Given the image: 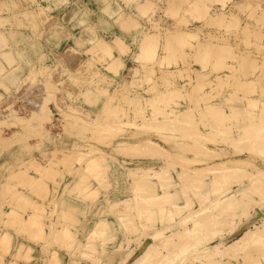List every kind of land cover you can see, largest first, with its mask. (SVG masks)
<instances>
[{"label":"rangeland","instance_id":"1","mask_svg":"<svg viewBox=\"0 0 264 264\" xmlns=\"http://www.w3.org/2000/svg\"><path fill=\"white\" fill-rule=\"evenodd\" d=\"M123 1L125 3L124 4L125 6L120 7V11H123L126 14H129L137 18V20H139L140 23L144 24L145 30L147 32H157L158 31V32L163 33V32H166L167 29L174 28L177 25L190 32L197 33L198 31H200L199 38L201 36L202 39L203 38L205 39V37L209 34V32H218V34H220L219 31H221L224 28L223 26H220V29H219V24H216L213 20L210 21L211 23L209 22L207 23L205 21L199 22L198 19L197 20L194 19L191 15L187 14L186 16L185 15L186 13L184 12V8L186 4L188 3L187 0H152L153 2L152 7L144 15H142L139 12V3L141 2V0H123ZM234 1H237L238 3V4H234L233 8L236 11L238 19H240L239 20L240 23L245 22V21L246 23L253 22L254 17H257L258 15L259 16L262 15L261 10H259L260 8L259 5H264V0H234ZM207 2H208V5L211 6L209 10L215 15L218 10L217 8H219V5L222 2L218 0H209ZM23 3H24L23 0H0V192H1L0 195L4 193L6 194V195L4 194L3 196H0V239H1L0 240L1 241L0 242V264H20V263L21 264H47L46 263L47 261L48 263H52V264L53 263L55 264H97V262L99 261L100 262L98 264H102V263L103 264H116V262L117 264H131V263L134 264L135 262L133 263L134 261L133 259L135 258V255L138 254L142 250L143 246H145V244L149 242L150 234L153 231L159 228L161 229L163 228V221H161V216L159 215L155 217L156 219L155 221H153L154 216L153 218L151 217V219H153L151 222L149 218H147L146 216L144 218L145 214L143 216L141 215L142 211H140L141 210L140 209L138 211H140L141 213L136 210L137 213L135 214L133 218H132L133 215L129 216V218L131 217L129 220L131 219L133 220L135 218L134 220L137 225L134 224L133 222L134 220L133 221L131 220L130 223L128 222L129 226L132 225L134 228L131 226L126 227L125 225L127 224L125 225L123 224V226L121 225L122 227L119 225L116 226L117 225L116 223L117 213H115L116 210L113 209V207L110 204H111V201H114V199L116 198L119 199L120 197L129 195L132 192V189L136 185V178L144 174V173L138 172L140 167L143 169V167L145 166V168L148 169L146 166L151 167L152 165H155V168H158V167L161 168L165 162H161L163 155L160 153H158L154 157V160L156 162L155 161L152 162L151 161L152 159L149 160L150 158L148 157V155L146 156L145 149H143L144 150L143 153L141 152L140 154H138L139 157L145 154L143 157H141V160L140 158L139 159L137 158V154L133 155L131 151L130 153H126L127 151L125 150L127 149H124L123 155L121 157L122 159H120L118 162V160L115 159V157H113L116 154L113 150V145H114L113 140L118 139V137L129 139L128 135H130V131L137 130V127H134V124L133 125L131 124L132 127L130 125L127 126L125 124L127 127H131V128L127 129L125 127L126 129L125 132H122L118 135H116L115 132L113 131H112L113 132L112 134V132H110V128H112L116 124V122L114 121H116L117 119H120V118L135 119L133 118L134 116L131 115L132 113H130V111H133L132 110L133 106H136V105L138 106V105H141V103H145L149 101L152 95L155 96L156 94L164 93L167 87L170 90V88L171 89L175 88L174 86H180L181 84L182 85L185 84L183 86L185 89L183 87L182 88L184 89V92L188 90V93L187 92L186 93L189 94L190 92V95H187L188 97H185V95L181 93L182 96L181 94L179 95L181 97L179 98L176 97L174 99L178 98L180 102L183 101V99L186 102L187 101L194 102L196 98L201 97L202 94H205V92L207 93V91L209 90L211 91L214 90V89H210L211 87L209 84H212L211 82L207 84V79L208 78L209 80L211 79L212 73L211 72L208 74L202 73L203 75H205L204 77L206 80L205 83H202L204 85L203 86L204 89H201V90H203L204 92L200 91L201 92V93L199 92L200 96L195 97L196 95H198L195 92L197 91V89H195V86H197L196 88H199L201 87L199 86L200 84L196 85L198 83L192 82V81L188 85L186 83H183L185 77L184 76L182 77V73H185V74L189 73L193 75L195 74L194 71H197L195 69L200 68L201 65L195 60L193 61V58H192L193 56H190L189 53H188L189 56L188 55L186 56L188 57V59L184 58L186 59L184 61L183 58H181L180 56V52H178L179 50H174L177 53L172 56L171 60L175 61V59H177L179 61H182V64L183 66L185 65L186 69L184 70V72L180 73V70H178V66H177L178 63L174 64L175 66L171 68L173 69L171 70L173 72L171 71L169 72V70H165V72H163L165 74V77L166 75L167 76L169 75L168 77L170 78L172 77L171 80L168 77H166L165 79L164 76L163 77L160 76L161 72L158 69V62L160 59L163 58V53H162L163 50L161 48L159 49L158 51L159 53L156 57L157 62L156 61H154L153 63L144 62V64H142L143 62L142 63L138 62L136 60L135 55L139 51L140 42L139 41L136 42L132 38L130 39L129 37H127L128 34L126 35L124 34V32H126L125 30L126 28L120 27V24L117 23L116 18L114 22L117 24L119 28H121L120 29L121 33L114 34L109 37H105L101 35L102 38L100 37L101 38L100 40L99 34L96 32L97 28L95 24H92V23L87 24L86 30L91 32V36L85 37L84 35L77 34L74 31H70L68 27H67L68 31H65L66 27L63 24L58 23L57 18L54 19L52 16H50L48 12L50 10L49 8L39 6L37 10H34L31 8H28V6H24ZM169 5L171 6L170 7L171 9H174L177 12L176 14L168 11ZM248 12L255 13V14L251 18H249L247 17ZM174 15H176V17ZM186 17L187 19H185ZM87 20H88L87 13L83 11L79 21L76 22L75 24L77 25L80 23H85ZM195 25H200L199 26L200 28L193 29ZM20 28H26L28 30H32L34 32V35L30 36L31 33L30 34L21 33L22 37L20 38V41L18 42L17 40L18 33L16 31L20 32ZM259 29L260 30L264 29V22H263V25ZM48 32H50V39L46 38V35ZM89 32H87V34ZM262 32H264V30H262ZM227 34H229L227 36H229L230 40H232L231 38L233 37L238 38V39L240 38L238 47L239 48L242 47L245 53L248 51L249 54H246V57L249 58L248 63H252V59L255 62L253 64H250L251 66L249 69L245 68L246 72L248 71L250 73L249 77H251L253 81L249 79L248 76H247L248 78L245 76L243 78L242 76L243 80L241 78H240L241 80H239L242 82L244 81L245 83L243 82V84H245L246 87H244L243 84L238 87L237 84L242 83V82H238V80L231 82L234 84V86H237V87L231 88L230 92H232L233 90L237 88H238L237 90H239L240 87H241L240 91H243V92L235 90L233 92H236L237 94L236 93L232 94L226 91L227 89L224 87L225 85H223L224 87L223 88L222 84L221 85L218 84L217 82H215V80L213 81L214 83L212 84V85H215L216 83L218 84V86L216 84L215 87L216 89L221 90V92L219 91V94H220V97H222L221 99H216L218 100V102L217 104H215L214 107H218L219 103L221 102L225 104H228L229 103L228 101H230V103H233V104L235 103L237 107H240V108L236 107L237 110H240V111L236 113V115L234 116L235 119L233 118L232 120H233V124H236L235 121H237L236 119L240 112V114L242 113V117L240 116L241 118L239 117L240 119L239 118L238 119L241 122L239 123L237 122V124H240L243 121L241 119L244 118L246 114H248V113L244 114L248 110L247 107L252 106L253 108L254 106L255 107H257L258 105L260 106L261 104L264 105V102H263L264 101V93H263L264 84L262 83V81H264L263 79L264 72L263 73L261 72L262 68H264V64H263L264 60L263 61L261 60L264 58V56H262V54L264 53V43H263L264 34L261 33L262 38L260 37H257L256 39L251 38V39L257 40L256 43H249V41L251 40V39L249 40L250 37L245 39V36H243V34L242 35L239 34L238 31L234 32V30H231L227 32ZM62 36H66V37L70 36L69 37L70 40L67 42L69 44H66L65 46L60 45L57 48V50L53 53L54 55H51L50 57V55L47 54V50H46V40H50L51 43L54 42L58 44ZM94 37H96L95 39L96 43L93 40ZM117 37H122L125 41L129 42L130 44L127 47L126 53H124V55L121 56L124 61L123 67H121L122 69L120 70L119 68L120 66H117L118 68L116 67L110 70L108 67L109 66L108 63L111 61V58L113 56L112 57L111 55L109 56L108 51L106 52V50L105 51L102 50L103 49L102 39L110 43L111 40ZM259 40L263 41L262 44L258 43ZM97 41L99 42L101 41V43ZM20 42L22 43L23 46H18ZM259 45L261 46L260 48H259ZM187 50L191 52V51L196 50V47L191 48L190 46H187ZM29 51H32L36 54V58L34 60L31 59L29 55ZM249 51H251L252 54H250ZM249 56H251L252 59ZM127 61H129V65L127 69L125 70L127 66ZM256 63L258 64V68H256L255 66L257 65ZM135 67H139L140 76L142 78L149 76L148 69H150V72H151V68H154L155 72L152 73V76H154L155 79L153 80V82L149 83L147 80L145 81L141 80V81H136L135 83H131L130 81L132 79V71L135 70ZM250 69L253 72H251ZM113 70L115 73L118 72V70H120V72H118L120 75L118 73L114 74ZM261 73L263 74V76ZM164 74H161V75H164ZM260 74L261 76H259L257 79V76ZM246 78H247V83L245 80ZM248 79H249V83H250V80L252 81V83H254V85L252 84L253 86L252 88L254 89V86L255 88H257V89H254L255 93H253L254 90L253 91L250 90L252 88L246 89L248 87L247 85H249V87L251 85V83L250 84L248 83ZM260 81L263 86L260 84ZM235 82H238V83L235 84ZM260 87L263 90H261ZM115 92L117 93H116L115 99L113 100L109 96V94L115 93ZM229 94L230 95L232 94L231 96L235 98L233 99L234 102H231L230 98L232 97ZM206 95L210 96L209 94H206ZM239 95L241 97H237ZM118 96H120L121 100H119ZM208 96H205L204 99H207ZM226 96L230 97L229 100ZM249 97H250L249 100L252 102V104H254V106L251 105V102L248 101ZM188 98H191L192 100L191 99L187 100ZM252 98H255V99L251 100ZM257 98L259 99L261 98V99L259 100ZM261 100H262V103H261ZM119 102L122 103L121 106L118 105L117 107V105H114L115 103L118 104ZM263 105L262 107L258 106L257 108L255 107L253 108V110L255 111V114H258L259 117L261 116L262 118L261 119L256 115L257 118H259L257 119V121H259L257 123L264 121L263 120L264 110H261V108L262 109L264 108ZM124 110H126V113L122 114L124 116H120V113H123L122 111ZM128 110L129 112H127ZM138 111L145 112L144 113L145 116L146 114H151L147 108L145 109L143 108L142 110L141 108H139ZM262 113L263 115H260ZM142 115L140 114L139 116L141 118L138 116V118L136 119L143 121ZM152 118H154L153 115H152ZM92 119L93 120L95 119L94 122L98 120L97 121L98 124L97 122H95L97 126L96 124L94 126L92 125L94 124V122L93 123L88 122L89 120L92 121ZM103 119L105 121H101ZM155 119L156 118H154V120ZM254 119H256V117ZM100 121L101 123H99ZM113 122H114V125H113ZM140 122L138 123V125L140 124ZM153 123H157V121L156 120L153 121L152 119L151 123L147 122V124H150L151 126L153 125L152 126L153 129H151V126L147 125L146 123H143L142 126L140 127L139 132L142 131V133H144L143 135L145 134L148 136L151 135V137H153L154 139H157V140H160L161 142L166 143L164 138L159 139V136L155 134L157 132L156 131L157 127L155 129L154 125L156 126V124H153ZM101 124L103 127L106 125L104 129L106 130L107 133H105L104 132L105 130H104L102 134L98 135L97 133L99 132V130L101 131V129H103ZM138 125L136 123L135 126H138ZM144 125L147 128H145ZM100 126H101V129L97 130L98 128H100ZM107 126L109 130L106 129ZM256 126H258V124H256L255 127L252 126L255 129L252 127L250 128L251 130H249V128L245 129L246 132L247 131L250 132L253 130L252 132H250L251 134L249 132L248 133L244 132L245 134L243 133L241 136H239L240 133L237 131L238 129H236L233 126V128L236 129V131L234 129H230L232 130L231 131L232 135H231V132H225L226 133L225 138L228 139L229 138L228 133H230L229 140L231 141V139H233L232 141L234 142L237 141V142L233 143L231 141V144L227 145L229 144L230 141L225 139L226 142L227 141L229 142L227 143L223 142V144L227 146L228 150L232 151V153L233 151L236 150V152L233 154L246 155L251 152L250 154L252 155L253 153V155L254 156L256 155L257 157L256 158L252 155L254 157L253 160H255L256 158L255 167L259 165V168H260V165L261 167L264 166V161L262 160L264 159V149H263L264 144L260 141L262 137H259L260 135L256 134L257 131L255 130L258 128ZM94 127H96L95 128L96 132L94 131L95 129H93ZM109 134L110 136L113 135V137H110ZM236 134H238L240 138L237 137ZM250 135H252V137ZM99 137L101 140L103 138V141H100ZM109 137L114 138V139L112 140ZM234 137H237V138H234ZM253 139L256 140V143ZM249 140H251V142ZM107 142L111 146H109ZM250 143H253V144L250 145ZM259 143L262 148L260 147ZM232 144L235 146H233ZM256 144H257L258 149L255 146ZM251 146L255 147V149H253ZM239 148L241 149L239 150ZM237 150L240 152L237 153ZM246 151L247 152L250 151V152L247 153ZM258 151L260 152L259 153L260 156L257 154ZM70 152H72V154H70ZM85 153L87 156L85 155ZM103 153L108 156V159H111L110 162H108V164L105 162L106 164H104L103 169L108 167L104 169V171L107 170L106 172H108L109 169L111 171H109L110 173H108L109 176H106L108 181L101 182L99 187L94 188L92 187V184L89 183L90 182L89 180L91 179L93 182L96 181L97 180L95 179L96 176L90 174L91 175L89 176L90 179L85 183L83 180L86 176L85 175L86 173L84 174L85 176L82 174V177H81L82 168L84 166L87 167L91 163H93V165L101 163V162H89V164L87 165L85 163L86 162L85 160L86 158L87 159L89 158L88 154L89 156H92L91 158L94 157L93 159L94 161H99L101 158L99 159L97 157V154L103 155ZM81 154H84V155L81 156ZM127 154L130 155V156L128 155L129 161L128 159H126L128 158L126 157ZM175 154H177V152ZM102 155L101 157H103ZM62 156L65 157V159L62 158ZM72 157H74V159ZM132 158L134 161H132ZM123 161H126L127 163ZM257 161L259 164L257 163ZM68 163L70 164V166H68L69 165ZM171 163L178 164L179 162L178 163L171 162ZM191 163L192 162H180L179 164H183V165L185 164L184 166L186 165L189 166L193 164ZM194 163L198 164V162H194ZM140 164L143 165V167ZM196 164H193V165H196ZM79 165L80 167H78ZM93 165L91 164V166ZM131 165L133 166L136 165V168L135 166L132 167ZM252 165L253 164L250 165L249 163V165H247V168L245 166L243 167L246 169V171H248L247 169L249 170L253 169L252 171H248L247 172L248 174H246L245 169L243 170L240 169L241 171L238 170L239 173L237 171L234 173H230V172L228 173L226 172L224 174L222 173L221 175L222 177L219 176L217 179H215L216 181L215 184L213 182L214 180L212 181V186L214 187L216 185V190L218 192L216 191L217 192L216 193L213 190H211V194L209 193L210 196L208 194L207 196H209L211 200L214 197V195L221 196V194H223V191H221L222 188L223 190H226V189L230 190L233 187L241 183H246L248 185L249 190L250 191L252 190L250 192V195L251 196L253 195L254 197L252 196L253 198L251 199V203H250L251 205H249L248 207L244 206V209L242 211L246 213H243L242 215L244 216V214H246L245 215L246 218L250 214L251 216L254 215L255 221L260 222L261 218L264 215V204H262V201L264 200L263 198L264 189H262L264 188V181H262V183H258V185L257 183H254L255 185L250 183L252 172H254V170L257 171L259 169L258 167L254 168V165L253 167H251L252 169H250V166ZM35 166L37 167V169H35L36 168ZM129 166L132 169L129 168ZM214 166H218V165H214ZM219 167H222V165L221 166L219 165L218 168ZM151 168H154V167H151ZM85 169L86 168H83V170ZM87 169L89 170L88 167ZM134 169L139 174L136 173L135 171L133 172ZM42 170H45V171H42ZM27 172L29 173V175L32 174L34 176L33 180L31 179V177H33L32 175H30L31 177L28 175V180H27V174H28ZM12 174H13V177H12ZM105 174L107 175V173ZM229 174L230 175L232 174L234 178L229 177L230 176ZM256 175H254L253 173L252 179ZM35 176H37L38 179ZM78 179L79 181H82V182L77 181ZM175 179H177V175L171 180L173 183L172 182H169V183L170 184L172 183L175 186V183H176ZM31 180L32 182L34 181L35 183L34 185L33 183L30 184ZM35 180L36 181L38 180L37 181L38 184L35 182ZM238 180L241 182H239ZM78 183L80 185L81 184L83 185V183H85L84 186H81V188L84 187V189H86L87 187V189L80 190L81 188L80 189L77 188V186L80 187ZM230 184L231 185L233 184V185L230 186L231 188H228ZM249 185H251L252 187ZM73 186H75V188ZM88 186H89V189H92V190H89ZM170 186L168 187L174 190V186L172 185ZM178 186L179 185L175 186V188H177ZM255 186L260 187L261 189L260 188L258 189ZM5 189H7V191L9 189L10 190L7 192ZM74 189L75 190L79 189V190L75 191ZM1 190H3V193ZM212 193H213V196H212ZM84 194H86L85 195L86 197L84 196ZM70 201H73L74 204L69 205ZM220 202L221 203H219V205L223 203L222 201ZM155 204H152L153 205L152 207L158 206V204L157 205ZM260 204H262L263 206L261 207ZM199 206H200L199 202L195 201L193 208L195 207L198 208ZM62 208L64 209L69 208L70 210L74 209L75 213L81 212L79 216L77 217L78 220H74V221L70 220L69 209L68 211H66L68 214L65 215V213L63 214L65 210L63 211ZM132 210L134 211V209H130L129 215L133 214V212H131ZM9 211L11 212V215ZM242 211L240 212L242 213ZM18 212L19 214L20 213L21 214L19 215ZM240 212L239 214H241ZM14 214L16 215L14 216ZM76 216L73 215L72 217L74 218ZM101 217H105L109 222L113 220L115 221V223L114 222L109 223L107 221L105 224H102ZM142 217L149 221L144 220ZM245 217H242L241 219L242 221L238 223L239 226L244 225L243 221L246 219ZM105 218H103L104 222L106 220ZM138 218L140 222L138 221ZM13 219L15 221L9 224L10 220L13 221ZM113 223H114V231L116 232L111 233L110 228L112 227L111 229H113V226H111V224L113 225ZM124 223H127V221ZM206 223L207 222H204L203 224H206ZM100 224L102 225L100 226ZM221 224L223 225L224 223L221 222ZM221 224L219 223L218 226L215 225L218 227L217 228L214 226L216 229L212 227L213 224H211V226L205 225L207 226V228L205 227V229H202V230H204V234L206 233V235L197 234V237L200 236L201 239L203 236V240L201 241V243L205 241L207 242L206 239H208L209 242H212L211 240H213V242H216V240H219L222 236L223 237L229 236L230 231L227 230L229 228L228 225L226 226V224H224L225 226H223L224 228H222L221 230V228H219V227H222ZM107 225H109V228L106 227ZM115 226L116 228L119 227L117 228L118 231L117 229H115ZM136 226L138 228L135 229ZM202 226H200V229ZM66 227H69V228L66 229ZM225 227H227V229ZM96 228H98L99 231ZM104 228L106 232L104 231ZM172 228L174 229V226ZM172 228L169 227L168 230ZM208 228L209 230L205 232L206 229ZM175 229L178 230L177 233H179V230L181 232V225L176 224ZM213 229H214V232L212 231ZM5 230L9 231L8 236L6 235L7 238L3 236V233H4L3 231ZM100 230H103L102 232H104L105 234L101 233ZM107 231H109L110 234H108ZM67 232H69L70 233L69 235H72V236H73L72 233L74 232L75 233H74V236L72 237V236H69ZM97 232L99 234H97ZM201 232L202 231L200 230V233ZM106 233L108 234L109 238L107 237L105 238V236H107ZM197 233H198V230H197ZM221 233L222 235H220ZM4 234H7V233H4ZM102 234L105 236H103ZM208 234H210V236L214 234V236H212L211 238L210 236H208ZM98 235H100V237ZM8 238H9V241L7 240ZM210 238L211 240H209ZM231 239L232 238L230 236L228 239L224 240V242L225 241L228 242ZM141 240H142L143 246H142V243H140ZM173 240L174 239H172V241H169V242L173 244ZM82 241H84V243L88 241L90 242V244L91 242L92 244L93 243L95 244L94 245L91 244L90 246H87V245L85 246V245H82L84 244V243H81ZM20 242L22 243L23 246L21 245ZM197 242H199V240ZM121 243L124 244L125 247L123 246L121 247L119 245ZM19 244L22 250L21 249L18 250ZM91 246L93 247L94 250L92 249ZM160 246H161V250L164 248V246L158 244L157 249H156L157 253L161 252V250H159ZM22 247H24V249ZM84 247L85 248L87 247L86 250H84L85 249ZM119 247L124 250H121ZM173 248L174 246L173 247L170 246V248L168 249V253L172 256L171 257L169 255L166 257L169 260L175 259L177 261H181L182 259L184 260L186 258L185 260H190V263L188 264H192V262L194 261L196 262L195 251L194 252L192 251V253L194 254L190 253L191 252L190 249L192 247L189 248V252L184 256L185 258L181 257L182 258L181 260H179L180 259L179 257L176 258L175 256V251L177 248L176 247H175L176 249L175 248L173 249ZM125 249L129 251L127 252V250ZM131 249L135 250L134 253L132 251V254L130 251ZM82 250L84 251L83 253H82ZM85 251L88 252L89 254L88 253L86 254ZM126 252L129 254V256L128 254H126ZM53 255L54 257L57 258V260L53 258ZM125 255L128 257L127 259L125 258ZM236 256H235V259L239 258L237 259L239 261L241 258L240 257L236 258ZM230 257L231 258L230 259L228 258L229 260L226 259L225 262L228 261V264H230L229 261L231 263L232 262L235 263L236 261V264H240V262L237 263V260H235L233 256H230ZM51 260H54V261L51 262ZM225 262L222 264H225ZM179 264H184V263L179 262Z\"/></svg>","mask_w":264,"mask_h":264},{"label":"bare ground","instance_id":"2","mask_svg":"<svg viewBox=\"0 0 264 264\" xmlns=\"http://www.w3.org/2000/svg\"><path fill=\"white\" fill-rule=\"evenodd\" d=\"M187 1H188V3L186 4V6L184 8V12L186 14L185 13L184 14L186 16H187V14L191 15L194 19H196V20L198 19L199 22L205 21L207 23L208 22L211 23L210 21L213 20L216 24H219V29H220V26L224 27L221 31H219L220 34H218V32H209V34L205 37V39L204 38L202 39L201 36L199 38V32L200 31H198L197 33L196 32H190V31H187V30H185V29H183L177 25H176L177 27L175 26L174 28H169V29H167L166 32H163V33L158 32V31L157 32H147L145 30L144 24L140 23V21L137 20V18H135L134 16H131L129 14H126L123 11H120V9L118 10L115 18L117 20V23L120 24V27L126 28L125 29L126 32H124V34L125 35L128 34L127 37H129L130 39L132 38L136 42H138V41L140 42L139 51L135 55L136 60L138 62H141V63L143 62L142 64H144V62L145 63H153L154 61H156V57L159 53L158 51L161 48L163 50V52H162L163 58L160 59L158 62V69L161 72V74H164L163 72H165V70H169V72L171 70H173L171 68L173 66H175L174 64H177V63H178V65H177L178 70H180V73H182L186 69L185 65L183 66L182 61H179L177 59H175V61H173V60H171V58L174 54L177 53L174 50H179L178 52H180V56H181V58H183L184 61L186 60L184 58L188 59V57H186V56L189 53L190 56H193L192 57L193 61L195 60L196 62H198L201 65L200 68L195 69L197 71H194L195 74H193V75L189 74V73H187V74L182 73V77L183 76L185 77L183 83H186L188 85L192 81V82L198 83L196 85L200 84L199 86H201V87H199V88H196L197 86H195V89H197V91H198L197 92L194 89L196 94H198L195 97L200 96V94H199L200 91L204 92L203 90H201V89H204V87H203L204 85L202 83H205V81H206L205 77H204L205 75H203V74H205V73L208 74L210 72L212 73V76H211L210 80H209V78L207 79V84H209V82H211L213 84L214 83L213 81L215 80V82H217L218 84H220V85L222 84V87H223V85H225L224 87L227 89L226 91L230 92L231 88H233V87L236 88L237 86L239 87L240 85L243 84L244 81L242 82L239 80H241V79L243 80L244 76L245 77L250 76L249 75L250 73L247 71L248 72V74H247L245 68L249 69L251 66L250 64H253L255 62L253 61L252 57L249 56L252 59V63H248L249 58L246 57V54H249L248 51L245 53L243 51L242 47L241 48L238 47L240 38L238 39V38L233 37V38H231L232 40H230L229 36H227V35H229V34H227V32H229L231 30H234V32L238 31L239 34H241V35L243 34V36H245V39L250 37L249 40L251 38L256 39L257 37L262 38L261 33L264 34V32H262V30H264V29L260 30L259 28L263 25V22H264V5H259L260 6L259 10H261L262 15H260V16L258 15L257 17H254L253 22H247L246 23V21H245V22L240 23V21H239L240 19H238L236 11L233 8L234 4H238L237 1H234V0H218L222 3L219 5V8H217L218 10H217L215 15L209 10V8L211 7L208 5V2H207L209 0H187ZM229 3H230V5H229ZM152 4H153L152 0H141V2L139 3V12L142 15H144L152 7ZM170 7L171 6L169 5L168 11L176 14L177 12L174 9H171ZM179 7H180V5H179ZM254 14L255 13L248 12L247 17L251 18ZM174 16L176 17V15H174ZM185 19H187V17ZM103 22H105V24H106L107 21H103ZM199 26L200 25H195V27L193 29L200 28ZM214 26H215V24H214ZM100 37L102 38L101 35H99V38ZM101 38H100V40H101ZM95 39H96V37H94V39H93L94 42L96 41ZM102 40H103L102 41V45H103L102 48L103 49L102 48L101 49L104 51L106 50V52L108 51L109 56L110 55H111V57L113 56L112 58L110 57L111 61L108 63L109 66L108 65L107 66L109 67L110 70H112V68H116L117 66H120L119 68L121 70L122 69L121 67H123V64H124L123 58L121 56H123L124 53H126L127 47L129 46L130 43L125 41L122 37H117V38L111 40L112 43L106 42L104 39H102ZM97 42H99V41H97ZM256 42H257V40H254V39H251L249 41V43H256ZM262 42L263 41H261V40L258 41V43H261V44H262ZM99 43H101V41ZM258 43H257V45H258ZM243 45H245V44H243ZM187 46H190L191 48L196 47V50L189 52V50H187ZM260 47L261 46L259 45V48ZM251 51H249L250 54H252ZM118 54H119V56H118ZM263 54H262V56H264ZM261 60L263 61L264 58ZM246 64H248V65H246ZM263 64H264V62H263ZM255 66H256V68H258V64ZM239 68H241V69H239ZM253 68H251V69H253ZM251 69H250V71H251ZM263 69L264 68H262V71H261L262 73L264 72ZM120 70H118V72H120ZM148 70H149V76L142 78L140 76L139 67H135V70L132 71V79L130 82L135 83L136 81L147 80L149 83L150 82L152 83L153 80L155 79L154 76H152V73L155 72V69L151 68V72H150V69H148ZM118 72H116V73H118ZM171 72H173V71H171ZM251 72H253V71H251ZM108 73H109V71H108ZM113 73L116 74L114 72V70H113ZM161 74H160V76L165 77V74L164 75H161ZM261 74L257 76V79L259 76H261ZM119 75H117V76H119ZM114 76H116V75H114ZM168 76L166 75V77H168ZM242 76H243V78H242ZM262 76H263V74H262ZM166 77H165V79H166ZM168 78L171 80L172 77L171 78L168 77ZM247 78L245 79L246 83H247ZM255 78H256V76H255ZM249 79H251V77H249ZM249 79H248V83H249ZM237 80H238V82H242V83H239V84H237V86H234V84L231 82H234ZM251 80H250V83H251L250 87H249V85L246 84L248 86L246 89L253 87L252 84L254 85V83H252L253 80L252 81ZM261 81H260V84H261ZM219 82H221V83H219ZM238 82H235V84ZM262 83L264 84V81H262ZM212 84H209L211 87L210 89H214L215 91L212 90L213 91L212 92L211 90H209V91L206 90L207 93L205 92V94H202L201 97L196 98V100L194 99L195 100L194 102L191 101L193 103L188 102V101L186 102V101H184V99H183V101L180 102L178 99L179 97L182 96V94L185 95V97H188L187 95H190V92H189V94H187L188 90H186L184 92L185 88L183 86L185 84L184 85L181 84L180 86H174L175 88H173V89L170 88V90L167 87L168 91L166 89L164 93H159V94H156L155 96L152 95V97H150L149 101H147L145 103H141V105H138V106L136 105L137 107L133 106V109H132L133 111H130V113H132L131 115L134 116L133 118H135V119L120 118L119 117L120 119H117L116 121H114V122H116L115 125L113 122V125H114L113 127L110 125L112 127V128H110V132L113 131V132H115L116 135H118L122 132H125V130H126L125 127L127 129L131 128L132 127L131 124L132 125L134 124V127H137V130H131L130 131V135H128L129 139H125L123 137L122 138L118 137V139H114V138H110V137H113V135L110 136V134H109V136H110L109 138L112 140L114 139L113 140L114 141L113 150L116 154L113 157H115V159H117L118 162L120 159H122L121 157L123 155L124 149H127V150H125V151H127L126 153H130V151H131L133 153V155L137 154V158L138 159L140 158V160H141V157H143L146 154V156L148 155V157L150 158L149 160L152 159L151 160L152 162L155 161L154 157L158 153H160L163 155L161 162H165L161 168H159V167L155 168V165H152L151 167H154V168L146 166L148 168V169H146L145 166L143 167V165L140 164L143 167V169L140 167L139 171L138 170L137 171L140 173H144V174H142L140 177L139 176L137 178L135 177L136 178V185L132 189V192L129 195H125L123 197H120L119 199H117V198L114 199V201H111V204H110L113 207V209L116 210L115 213H117V215H116L117 216V222H116L117 225L115 224L116 226H118V225L123 226V224L124 225L127 224V225H125L126 227L127 226L133 227L132 225L129 226V224H128V222L130 223L132 220V219L129 220L131 218V217L129 218V216L133 215L132 216V218H133L135 216V214L137 213V211L140 209H141L140 211H142L143 214L140 211H138V212H140L142 216L145 214L144 218L146 216L147 218H149V220L151 222L153 219H154L153 221L156 220L155 219L156 216H159V215L161 216V221H163V228L162 229L159 228V229L153 231L151 234L149 233L150 234V237H149L150 240L148 243L145 244V246H143L142 240L140 241V243H142L143 248L138 254L135 255V258L133 259L134 260L133 263L135 262L134 264H179V262L184 263V264L187 262L186 264H188V263H190V260H185L186 258L184 256L189 252V248H191V247L192 248L190 249L191 250L190 253H192V251L193 252L195 251V253H196V257H195L196 262L195 261L192 262L193 261V259H192V261H191L192 264H194V263H196V264H222L226 261V259L229 260L231 258L230 256H233L235 259L236 255H237L236 258L237 257L241 258L239 261L237 260L239 258L235 259V260H237V263L240 262V264H264V215L261 218L260 222L255 221L254 215L251 216V214H250L247 218L245 217L246 214H244V216L242 215L243 213H246V212L242 211L244 209V206L248 207L249 205H251L250 204L251 199L254 197L253 195H252L253 197L250 195V192L252 190L251 191L249 190L248 185L246 183H241V184L233 187L230 190H227V189L223 190V188H222L221 191H223V194H221V196L220 195H218V196L214 195V197L211 200L209 198V196L211 194V190H213L214 192L217 191L216 185L214 187L212 186V181L214 180L213 182L215 184L216 183L215 179H217L219 176H221L222 173L224 174L226 172L227 173L228 172L234 173L236 171L238 172V170H240V169L241 170L245 169V168H243L244 166L247 168V165H249V163H250V165L253 164L254 168H257V167L259 168V165H257V167H255L256 166L255 160L257 158L256 155L254 156L252 153V155L254 157H256L255 160H253L254 157L250 154L251 153L250 151H248V152H250L249 154H246V155L242 154L241 155V154H233L236 152V150L233 151V153H232V151L228 150V147L225 146L223 144V142H226V140H229L230 133H228L229 138L227 139V138H225V136H226L225 132H231L232 130H230V129H234L233 128V126H234L236 129H238L237 131L240 133L239 136H241L244 132H246L245 129L249 128V130H251L250 128L252 126L255 127V125L258 124V126H256L258 128L255 131H257L256 134L260 135L259 137H262V139L260 141L264 144V121L257 123V122H259V121H257V119L261 118V116L259 117L258 114H255V111L253 110V108L255 106L249 100L250 99V97H249L248 101L251 102V105H253L254 107L252 108V106H249V107L246 106L247 109L249 110V112L247 110L244 113V114H246V113H248V114H246V116L241 119V120H243L242 123L237 124V122L238 123L241 122L239 119L242 117V113L240 114V112H239V115L236 119L237 121H235L236 124H233L232 119L234 118L236 113H238V111H240V110H237V108H240V107H237L235 103L234 104L230 103V101H228L229 102L228 104L221 102V103H219L218 107H214L215 104H217V102H218V100H216V99H221L222 97H220V94H219V91L221 92V90L216 89V87H215L216 84L215 85H212ZM218 84H217V86H218ZM170 85H171V83H170ZM243 86L246 87L245 84H243ZM172 87H173V85H172ZM261 87H260V89H261ZM237 89H235V90H237ZM240 89H241V87L237 91H240ZM254 89H257V88H255V86H254ZM254 89L252 88L250 90L253 91ZM235 90H233V91H235ZM261 90H263V89H261ZM233 91L230 93H232V94L236 93ZM240 92H243V91H240ZM116 93L117 92L110 93L109 96L114 100ZM244 93H246V92H244ZM253 93H255V90ZM180 94H181V96H179ZM206 94H209L210 96H208ZM212 94H214V95H212ZM204 95L208 96L207 99H204L205 98ZM118 97H119V100H121L120 96H118ZM176 97H178V98L174 99ZM237 97H241V96L239 95ZM191 98H188L187 100H189ZM193 98H194V96H193ZM227 98L229 100L230 97H227ZM123 99H124V97H123ZM233 99H235V98H233V97L230 98L231 102H234ZM253 99H255V98H252L251 100H253ZM257 99H259V98H257ZM127 100H129V99H127ZM131 102H132V100H131ZM246 102H247V100H246ZM254 103H255V101H254ZM261 103H262V100H261ZM121 104L122 103L119 102L118 104L115 103L114 105H117V107H118V105L121 106ZM262 105L263 104H261L260 106L262 107ZM246 107H245V109H246ZM257 107H255V108H257ZM263 107H264V105H263ZM139 108H141V110L143 108L144 109L147 108L151 114H146V116H145L144 115L145 112H143V111L139 112L138 111ZM245 109H244V111H245ZM258 109H260V108H258ZM261 110H264V108L263 109L261 108ZM119 111H121V110H119ZM122 112L123 113H120V116H124L122 114H125L126 110H124ZM127 112H129V110ZM263 113L260 115H263ZM140 114L141 115L143 114L142 115L143 121L136 119V118H138V116ZM152 115L154 118H156L155 120L157 121V123H153V124H156V126L154 125L155 129L157 127V129H156L157 132L155 134H157L159 136V139L164 138L166 143L161 142L160 140L154 139L153 137H151V135L150 136H148L146 134L143 135L144 133H142V131L139 132L140 127L142 126L143 123H146V124H147V122L151 123L152 119H153V121H155L154 118H152ZM256 115L259 118H257ZM255 117H256V119H254ZM116 118H118V117H116ZM94 120L92 119V121L89 120L88 122L93 123ZM113 120H115V119H113ZM263 120H264V118H263ZM83 121H84V119H83ZM97 121L98 120H96L95 122H97ZM101 121H105V120L103 119ZM101 121L99 123H101ZM95 122H94V124H92L93 126L96 124ZM139 122L141 125L140 124L138 125ZM91 123H89V124H91ZM106 123H107V121H106ZM136 123L138 126H135ZM97 124H98V122H97ZM97 124H96V126H97ZM125 124L127 126L130 125L131 127H127ZM145 125H144V127L147 128ZM147 125L151 126L150 124H147ZM101 126H102V124H101ZM101 126L97 130L101 129ZM152 126H151V129H153ZM104 127H103V129H101V131L99 130V132L97 133L98 135L102 134V132L105 130ZM254 127H252V128H254ZM95 128L96 127H94L93 129H95ZM106 129L109 130L108 126L106 127ZM236 129H234V130L236 131ZM94 131L96 132V129ZM252 131H250V132H252ZM104 132L107 133L106 130ZM113 132H112V134H113ZM248 132L249 131H247L246 133H248ZM140 133H142V134H140ZM128 134H129V132H128ZM104 135H102V136H104ZM231 135H232V132H231ZM236 135H237V137H239L238 134H236ZM152 136H154V135H152ZM250 136L252 137V135H250ZM237 137H234V138H237ZM119 138H121V139H119ZM82 139H84V138H82ZM99 139H100V137H99ZM257 139H258V137H257ZM232 140L233 139H231V141ZM100 141H103V138H102V140L100 139ZM113 141H111V142H113ZM229 141H227V142H229ZM231 141L227 145H230ZM249 141L251 142V140H249ZM254 141L256 143V140H254ZM104 142H106V141H104ZM232 142L235 143L237 141H235V142L232 141ZM241 143H242V141H241ZM251 144H253V143H250V145ZM247 145H248V143H247ZM259 145H260V143H259ZM109 146H111V145L109 144ZM233 146H235V145H233ZM255 146L257 148V144ZM260 147H261V145H260ZM84 148H85V146H84ZM252 148L255 149V147H252ZM143 149H145V154L143 156L141 155V157H139L138 154H140L141 152L143 153V151H144ZM240 149L241 148H239V150ZM244 149H245V147H244ZM263 149H264V145H263ZM176 152H177V154H175ZM238 152H240V151L237 150V153ZM104 153H103V155L97 154V157L99 159L101 158L99 161H94L93 160L94 157L91 158L92 156H89L90 153L88 154V157H89L88 159L85 157L86 162L85 161L84 162L87 165L89 164V162H101V163L95 164V165H93V163H91L93 166H91V164H89L88 166L86 165L89 168V170L85 166L83 167V168H86L85 170H83V168H82L81 177H82V174L84 175L86 173L85 174L86 176L84 175L85 176L84 180L82 178V180L85 183L90 179L89 176H91V175L96 176L95 177V179H97L96 181L93 182L91 179L89 180L90 181L89 183L92 184V187H94V188L99 187L101 182L108 181L106 176H109L108 173H110L109 171H111L110 169L108 172H106L107 170L104 171V169L108 168L106 166H105L106 168L103 169L104 164H106V163L108 164V162H110V160H111V159H108V156L105 155ZM259 153L260 152L258 151L257 154L259 155ZM70 154H72V152H70ZM79 154H80V152H79ZM254 154H256V153H254ZM65 155H67V154H65ZM82 155H84V154H81V156ZM85 155H86V153H85ZM101 155L103 157H101ZM128 155L129 154H127V156L126 155L125 156L128 157ZM62 158L65 159V157H63V156H62ZM72 158L74 159V157H72ZM98 158H97V160H98ZM126 159H128V161H129V157ZM142 160H143V158H142ZM262 160L264 161V159H262ZM113 161H115V160H113ZM130 161H131V159H130ZM132 161H134L133 158H132ZM123 162H126V161H123ZM158 162H160V161H158ZM171 162H176V163H178V162L179 163L180 162H192L193 164H196L194 162H198V164L193 165L191 163L192 165L184 166L185 164L184 165L179 164V163L175 164V163H171ZM199 162H201V163H199ZM252 162H254L255 164ZM257 163H258V161H257ZM186 164H188V163H186ZM214 165H218V166L222 165V167L218 168V166H214ZM253 165L250 166V169H252L251 167H253ZM68 166H70V164ZM131 166L132 167L135 166V168H136V165H134V166L131 165ZM32 167H33V165H32ZM78 167H80V165ZM137 167H139V166H137ZM129 168H131V167L129 166ZM35 169H37V167ZM86 170H87V172H86ZM247 170L252 171L253 169L252 170L247 169ZM20 171H22V170H20ZM42 171H45V170H42ZM134 171H135V169L133 170V172ZM248 171H246V169H245L246 174H248L247 173ZM255 171L256 170H254V172H252L251 176L253 177V173H254V175H256V174L257 175L253 179H252V177H251V179L249 178L251 181V182L250 181L249 182L253 185H255L254 183H257V185H258V183H262V181H264V166L261 167V165H260V168L256 171L257 173ZM138 172H136V173H138ZM245 172H244V174H245ZM105 173H107V175ZM240 173H242V172H240ZM42 174H43V172H42ZM111 174H113V173H111ZM28 175H29V173L27 174V180H28ZM30 175H32V174H30ZM176 175H177V179H175V182L177 184L175 183V186L179 185L177 188H175V186L172 184L173 182L171 181ZM14 176H15V174H14ZM244 176H246V175H244ZM248 176H250V175H248ZM12 177H13V174H12ZM35 177H37V176H35ZM229 177L234 178L232 176V174ZM31 179L33 180L34 176L31 177ZM37 179H38V177H37ZM79 179L77 181H79ZM32 180H31V182L30 181H28V182H30V184L33 183V185H34L35 183H34V181L32 182ZM241 180H243V179H241ZM37 181L35 180V182L38 184ZM79 182H82V181H79ZM167 182H168V184H167ZM169 182H172V183L170 184ZM239 182H241V181H239ZM85 183H83V185L82 184L80 185L78 183V185H80V187L77 186V188L80 189L81 186H84ZM169 184L174 186V190H172L168 187V186H170ZM220 184H222V183H220ZM232 185L230 184L228 188H231L230 186H232ZM249 186H251V185H249ZM73 187L75 188V186H73ZM256 188L259 189L260 187H256ZM7 189H5V190L7 191ZM79 189H77V190H79ZM82 189L86 190L87 187H86V189H84V187H82L80 190H82ZM88 189H89V186H88ZM218 189H219V187H218ZM262 189H264V188H262ZM3 190H1L2 193H3ZM72 190H73V188H72ZM77 190H75V191H77ZM89 190H92V189H89ZM213 193H212V196H213ZM4 194H2L0 196H3ZM207 194L209 196H207ZM85 195L86 194H84V196ZM263 198H264V196H263ZM259 200H260V198H259ZM195 201L199 202V204H200V206L198 208L197 207L193 208ZM206 201H207V203H206ZM220 201L223 202L221 205H219V203H221ZM255 201H257V200H255ZM70 204L73 205L74 202L70 201L69 205ZM152 204H155V205L158 204V206L152 207L153 206ZM262 204H264V200L262 201ZM262 204H260L261 207L263 206ZM253 205H254V203H253ZM67 206H68V204H67ZM64 208H62L63 211L65 210V212H63V214L65 213V215H66V214H68L66 211H68L69 208L68 209L67 208L64 209ZM130 209H134V211L132 210L131 212H133V214L129 215ZM69 211H70L69 212L70 220H73V221L78 220L77 217L79 216V214L81 212L75 213L74 209L73 210L69 209ZM240 211H242V213ZM239 212L241 214H239ZM247 213H249V212H247ZM18 214H19V212H18ZM10 215H11V212H10ZM15 215L16 214H14V216ZM73 215L74 216L77 215V216L73 218L72 217ZM18 216H17V218H18ZM153 216H154V218H153ZM151 217L153 219H151ZM242 217H245L246 219L243 221L244 225L239 226L238 223L240 221H242L241 220ZM103 218H105V217H101V221H102V224H105L108 220L105 218L106 220L104 222ZM125 218L128 220H126ZM125 220L127 221V223H124V222H126ZM144 220H147V219H144ZM149 220H147V221H149ZM14 221H15L14 219H13V221L10 220L9 224L11 222H14ZM101 221H100V223H101ZM138 221L140 222L139 218H138ZM110 222L115 223V221H113V220ZM133 222L135 225H137L135 220ZM141 222H142V220H141ZM204 222H207V223L209 222L210 224L209 223L208 224L210 226H211V224H213L212 227H214L215 225L218 226L219 223L221 224V222L226 224V226L228 225L229 228L228 229H227V227H225V228L230 231L229 236H224V237L222 236L219 240H216V242H213V240H211V238H212V236H214V234L212 236H210V234H208V236L211 237L209 240H211L212 242H209L208 239L205 238L207 240V242L205 241V242L201 243V241L203 240V236L201 235L202 236V239H201L200 236L197 237V234H204V230H202V229H205V227L207 228V226H205V225H208L207 223L203 224ZM114 223H113V225L111 224V226H113V229H111L112 227L110 226L111 227L110 228L111 233L116 232V231H114ZM102 224H100V226ZM176 224L181 225V232L179 230V233H177L178 232L177 229H179V228L175 229ZM224 224L223 225L221 224L222 227H219V228H221V230H222V228H224L223 227V226H225ZM109 225H107L106 227L109 228ZM202 225H204V226H202ZM116 226H115V229L119 228V227L116 228ZM173 226H174V229L172 228ZM200 226H202L203 228L201 227V229H200ZM217 226H215V227H217ZM169 227H171L172 229L168 230ZM215 227H214V229H216ZM68 228L69 227H66V229H68ZM105 228H104V231H105ZM136 228H138V227L136 226L135 229ZM209 228L206 229L205 232H207V230H209ZM96 229H98V228H96ZM199 229L203 233L202 232L200 233ZM214 229L212 230L213 232H214ZM125 230H126V228H125ZM128 230H129V228H128ZM197 230H198V233H197ZM98 231H99V229H98ZM102 231L103 230H100L101 233H104ZM117 231H118V229H117ZM3 232L7 233V234L3 233V236L5 238H7L6 235L8 236L9 231L5 230ZM74 233H72L73 236H74ZM107 233L110 234L109 231H107ZM223 233H225V232H223ZM227 233H228V231H227ZM67 234L69 235L70 233L67 232ZM97 234H99V233L97 232ZM108 234H107V236H105L103 234L102 235L105 236V238L106 237L109 238ZM11 235H12V233H11ZM204 235H206V233ZM220 235H222V233ZM3 236H1V237H3ZM69 236H72V235H69ZM98 236L100 237V235H98ZM208 236H206V237H208ZM217 236H216V238H217ZM230 236L232 239L228 242L227 241L224 242V240L228 239ZM9 237H11V236H9ZM172 239H174L173 244L171 242H169V241H172ZM7 240L9 241V238ZM126 240H128V239H126ZM194 240H196V241H194ZM198 240H199V242H197ZM81 243H84V241H82ZM87 243H89V244H87ZM2 244H3V242H2ZM91 244H92V242H91ZM91 244H90V242L86 241L82 245L90 246ZM94 244L95 243H93L92 245H94ZM121 244H119L121 247L122 246L125 247L124 244H122V245ZM158 244L164 246V248L162 247L163 249L161 250V246H160L159 250H161V252L157 253L156 249H157ZM21 245H22V243H21ZM170 246H172V247L174 246V248L175 247L177 248V249L175 248L176 251L174 250L176 258L179 257L180 258L179 260H181L184 257L185 261L183 259H182L183 261L182 260L177 261L175 259L169 260L168 258H166L167 256L170 255L168 253V249L170 248ZM117 247H118V245H117ZM22 248L24 249V247H22ZM86 248L84 250H86ZM130 248H131V246H130ZM20 249L21 248H20V244H19L18 250H20ZM92 249H93V247H92ZM132 249L130 250L131 254H132V251H133V253L135 251ZM54 250H56V249H54ZM121 250H124V249H121ZM125 250H127V249H125ZM128 251L129 250H127V252ZM83 252L84 251L82 250V253ZM127 252H126V254H128ZM85 253L87 254L88 252L85 251ZM85 253H84V255H85ZM192 254H194V253H192ZM128 256H129V254H128ZM53 258H55V260H57V258L54 257V255H53ZM125 258L127 259L128 257L125 255ZM52 261H54V260H51V262ZM99 262H97V264ZM46 263L52 264V263H48V261ZM75 263H76V261H75ZM229 263L230 264H236V261H235V263L234 262L231 263L229 261ZM53 264H55V263H53ZM116 264H117V262H116ZM225 264H228V261L225 262Z\"/></svg>","mask_w":264,"mask_h":264},{"label":"crops","instance_id":"3","mask_svg":"<svg viewBox=\"0 0 264 264\" xmlns=\"http://www.w3.org/2000/svg\"><path fill=\"white\" fill-rule=\"evenodd\" d=\"M24 6H28V8L37 10L39 6H43L49 8L48 11L50 16L54 19H58V23L63 24L67 30V27L70 31H74L77 34L84 35L85 37L91 36V32L86 30L87 24L92 23L96 25V32L99 35H103L105 37L112 36L114 34L121 33L120 28L114 22L115 17L117 15L118 9L120 7H124L125 3L123 0H23ZM114 7V8H113ZM85 11L87 13L88 20L85 23L75 24L79 21L82 12ZM115 14V15H114ZM107 23L105 24V22ZM85 29V30H83ZM32 30H28L26 28H20V32L18 33V42L23 34H30V36L34 35ZM87 32H89L87 34ZM71 33V32H70ZM27 36V35H26ZM25 36V37H26ZM70 37V36H69ZM66 36H62L59 43H51L50 40H46V50L47 54L54 55L53 53L57 50L60 45L65 46L70 38ZM47 39H50V32L46 35ZM18 46H23L20 42ZM29 55L32 60L36 58V54L32 51H29ZM129 65V61H127V69ZM124 70V71H125ZM123 71V72H124ZM21 264V263H20Z\"/></svg>","mask_w":264,"mask_h":264}]
</instances>
